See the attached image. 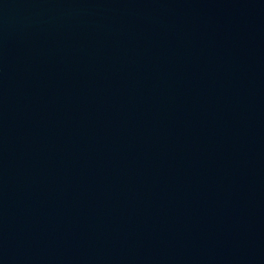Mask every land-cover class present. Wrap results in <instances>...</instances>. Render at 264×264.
Instances as JSON below:
<instances>
[{
	"label": "water",
	"instance_id": "water-1",
	"mask_svg": "<svg viewBox=\"0 0 264 264\" xmlns=\"http://www.w3.org/2000/svg\"><path fill=\"white\" fill-rule=\"evenodd\" d=\"M0 264H264V0H0Z\"/></svg>",
	"mask_w": 264,
	"mask_h": 264
}]
</instances>
